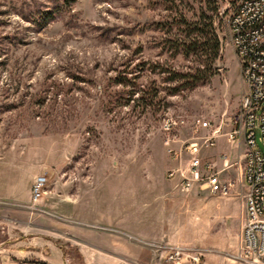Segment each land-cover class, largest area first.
Here are the masks:
<instances>
[{
	"label": "rangeland",
	"instance_id": "374dc122",
	"mask_svg": "<svg viewBox=\"0 0 264 264\" xmlns=\"http://www.w3.org/2000/svg\"><path fill=\"white\" fill-rule=\"evenodd\" d=\"M63 1L0 0V170L35 168L47 177L38 200L35 176L28 200L0 201V264H55L59 249L65 264H86L67 234L70 219L41 198L80 191L105 173L124 182L125 194L135 187L140 202L146 236L126 234L113 247V236L105 238L111 253L128 257L123 264H256L244 251L237 150L217 137L216 159L233 163L221 173L235 183L228 194L198 186L189 195L177 187L179 176H169L179 164L164 128L168 117L186 120L184 139L198 118L222 125V133L230 128L246 87L227 26L237 0ZM57 4L43 24L41 12ZM182 40L205 41L206 53L177 52L173 44ZM199 66L206 81L168 94L184 82L171 80L174 71ZM16 179L25 183L24 175Z\"/></svg>",
	"mask_w": 264,
	"mask_h": 264
},
{
	"label": "built area",
	"instance_id": "2783aa9c",
	"mask_svg": "<svg viewBox=\"0 0 264 264\" xmlns=\"http://www.w3.org/2000/svg\"><path fill=\"white\" fill-rule=\"evenodd\" d=\"M229 38L239 58L245 90L239 98L237 110L229 118L230 128L223 133L211 120L198 118L193 122V135L181 138L184 118L165 119L166 143L178 166L169 176H179L183 190L195 187L213 195H226L234 182L222 178V171L205 158V149L214 148L219 135L230 143L243 142L242 161H236L239 181L245 185L243 241L244 251L253 256L256 264L264 263V0H237L227 18ZM259 133V136H258ZM173 142H181L173 145ZM262 144L263 148L260 146ZM226 160V159H225ZM225 162V168L232 166ZM47 182L43 174L32 184L33 200H38Z\"/></svg>",
	"mask_w": 264,
	"mask_h": 264
},
{
	"label": "crops",
	"instance_id": "0c3cea01",
	"mask_svg": "<svg viewBox=\"0 0 264 264\" xmlns=\"http://www.w3.org/2000/svg\"><path fill=\"white\" fill-rule=\"evenodd\" d=\"M229 146L237 150L238 161H242L245 150L244 143H230ZM207 151L206 159L216 165V170L224 172L230 167L225 168V162L231 161L230 157H227L226 160L220 157L216 159V152L219 154L220 147L216 149L215 146ZM224 153L229 155L225 151ZM36 173L35 168L12 167L5 168L4 171L0 170V201L22 202L28 200L30 198L29 181L34 179ZM21 175L25 176V183L18 184L16 178ZM114 178L105 173L100 178L93 177L90 183L83 187L80 185V191L69 190L67 194H62L61 198L53 201L45 200V196L41 198L43 207L49 205V207H53L55 213L70 219L71 223L68 226L67 234L77 241L86 264H116L121 261L123 264L125 259L129 260L123 254L111 253L108 250L110 246L108 241H105L106 235L113 236L111 247L115 246V243L120 241L119 239L126 241V234L133 237L146 236L145 231L143 232L140 227L142 218L139 211L140 202L134 199L135 187L132 190L128 189V193L125 194L124 182ZM177 187L181 191H186L178 183ZM192 190L194 191V189ZM189 191H186L189 195L194 193ZM124 195H128V201L123 199ZM172 195L174 194L170 192L171 197ZM129 241L125 245L129 246ZM130 243L133 242L130 241ZM59 253L60 261L56 260L55 264H65L66 261L60 249ZM16 257L22 259L23 256ZM42 257L45 256L42 254ZM41 259L44 260V258ZM14 264H18V262Z\"/></svg>",
	"mask_w": 264,
	"mask_h": 264
},
{
	"label": "trees",
	"instance_id": "16d2710c",
	"mask_svg": "<svg viewBox=\"0 0 264 264\" xmlns=\"http://www.w3.org/2000/svg\"><path fill=\"white\" fill-rule=\"evenodd\" d=\"M68 0H64L62 2V4H65ZM60 6L59 4H57L54 8L48 9V10H44L43 12H41V17L44 19L43 24H46L50 19H52L55 16V13L57 11L60 10ZM203 36H200V39H202ZM213 49H212V54L214 57H217V55L219 54V40L217 38V36H213ZM205 43V41H203ZM202 41H191V42H187L186 40H182L180 42V44H173L174 48L176 49L177 52H179V49H181L182 53H184L186 56H189V54L191 52L194 53H206L205 51H203V49L205 48V44H203ZM200 53V54H201ZM173 76L171 77L172 81H176V80H180L181 78L184 79V82L178 86H173L169 88V92L168 94H176L180 89H184L186 87H190L193 88L196 85H198L199 83H202L204 81L207 80V76L204 73V70L199 67L196 68L195 72H188L186 74H181L179 71H174L173 72ZM205 79V80H204ZM118 83H124L123 79H119L117 80Z\"/></svg>",
	"mask_w": 264,
	"mask_h": 264
}]
</instances>
